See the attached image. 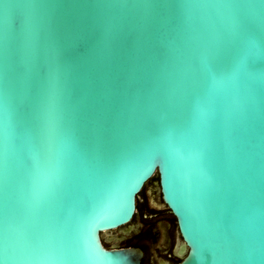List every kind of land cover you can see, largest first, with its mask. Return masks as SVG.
I'll return each mask as SVG.
<instances>
[{
  "label": "water",
  "instance_id": "water-1",
  "mask_svg": "<svg viewBox=\"0 0 264 264\" xmlns=\"http://www.w3.org/2000/svg\"><path fill=\"white\" fill-rule=\"evenodd\" d=\"M262 13L264 0H0L12 264H141L101 234L155 174L178 264H264Z\"/></svg>",
  "mask_w": 264,
  "mask_h": 264
},
{
  "label": "flooded vegetation",
  "instance_id": "flooded-vegetation-1",
  "mask_svg": "<svg viewBox=\"0 0 264 264\" xmlns=\"http://www.w3.org/2000/svg\"><path fill=\"white\" fill-rule=\"evenodd\" d=\"M156 182L155 174L136 196L131 220L101 234V243L107 249H140L141 264H178L187 248L177 219L164 203Z\"/></svg>",
  "mask_w": 264,
  "mask_h": 264
},
{
  "label": "snow or ice",
  "instance_id": "snow-or-ice-1",
  "mask_svg": "<svg viewBox=\"0 0 264 264\" xmlns=\"http://www.w3.org/2000/svg\"><path fill=\"white\" fill-rule=\"evenodd\" d=\"M243 23H246V21H242ZM261 27L264 28V13H262L261 16ZM207 78L211 83L215 82V74L209 70L207 73ZM261 96V126H262V132H264V90H261L260 92ZM59 103H58V97L53 94L49 99L48 104V123L50 131H55L56 127L58 126L59 122ZM39 181H37L38 183ZM7 202L3 209V216L6 220L7 215L9 212H11V197L10 193H6ZM4 234V240L3 244L0 245V251H2V255H0V264H12V257L9 256V244H8V238H7V231L6 229L3 230ZM39 259L40 257H36Z\"/></svg>",
  "mask_w": 264,
  "mask_h": 264
}]
</instances>
